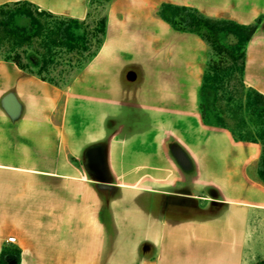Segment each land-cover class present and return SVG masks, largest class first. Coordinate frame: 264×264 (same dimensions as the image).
Returning a JSON list of instances; mask_svg holds the SVG:
<instances>
[{
	"label": "crops",
	"instance_id": "obj_1",
	"mask_svg": "<svg viewBox=\"0 0 264 264\" xmlns=\"http://www.w3.org/2000/svg\"><path fill=\"white\" fill-rule=\"evenodd\" d=\"M20 1L84 21L92 0L0 6ZM162 4L240 25L264 17V0H111L104 44L68 87L0 61V257L18 247L20 264H247L262 149L203 123L208 46L159 19ZM243 82L264 95V19Z\"/></svg>",
	"mask_w": 264,
	"mask_h": 264
},
{
	"label": "trees",
	"instance_id": "obj_2",
	"mask_svg": "<svg viewBox=\"0 0 264 264\" xmlns=\"http://www.w3.org/2000/svg\"><path fill=\"white\" fill-rule=\"evenodd\" d=\"M100 1L102 0L90 1L88 16L84 21L54 15L27 1L1 5L0 45L9 41L13 51L23 47L28 49L36 44L44 49L42 53L34 49L30 54L25 50L24 54H29L26 65L20 62L19 54L16 58H5L4 61L14 63L22 71L62 88L44 74L48 72L49 64L55 63L58 51L76 54L78 74L98 55L106 37L108 10L100 20H93L92 25L95 27L90 29V33L86 29L89 27L88 21L93 18V6ZM105 2L108 9L111 0ZM157 16L173 30L197 35L208 46V60L199 102L202 121L206 126L229 131L236 142L256 143L261 146L257 177L264 185V95L247 87L243 82L247 46L264 17H259L253 24L240 25L230 20L206 17L194 8L172 4H162ZM236 72L239 73L242 87L247 92H240L238 99H232L234 102L230 101V104L235 103L238 110L251 113L258 122L256 133L236 134L228 126L225 112L218 107L221 85L228 76ZM244 126L243 122L241 128ZM20 262L21 250L18 247H6L2 250L0 264ZM257 264H264V261Z\"/></svg>",
	"mask_w": 264,
	"mask_h": 264
},
{
	"label": "rangeland",
	"instance_id": "obj_3",
	"mask_svg": "<svg viewBox=\"0 0 264 264\" xmlns=\"http://www.w3.org/2000/svg\"><path fill=\"white\" fill-rule=\"evenodd\" d=\"M93 10V18L88 21L89 27L87 26L86 29L89 33L90 29L95 27L92 25L93 20H100L108 10L105 0L95 4ZM231 42L234 41L231 40ZM11 47L9 41H5L0 45V61H4L5 58H16L19 54L20 62L26 65L29 62L27 59L29 54L33 53L32 50L37 49L41 53L44 52V49L38 46V44L28 49L23 47L15 49L14 51ZM25 50H28L29 54L27 56L24 54ZM58 52L56 53L55 63L49 64V70L44 76L60 84L63 89L68 87L78 77L79 70L76 66L77 56L75 53H67L63 50ZM224 64L226 63L224 62ZM224 64H222V66H224ZM220 88V101L218 107L225 112L228 126L233 128L236 134L258 132V122L250 115L251 113L246 112L245 110H238L235 103L230 104L232 99H238L240 92H243L244 94L247 92L246 89L242 87L239 73L236 72L228 76ZM243 122L245 126L244 128H241ZM244 261L247 264H257L258 262L264 261V211H254L250 216L247 243L244 250Z\"/></svg>",
	"mask_w": 264,
	"mask_h": 264
},
{
	"label": "built area",
	"instance_id": "obj_4",
	"mask_svg": "<svg viewBox=\"0 0 264 264\" xmlns=\"http://www.w3.org/2000/svg\"><path fill=\"white\" fill-rule=\"evenodd\" d=\"M9 242H10V243H15V239H14V238H10V239H9Z\"/></svg>",
	"mask_w": 264,
	"mask_h": 264
}]
</instances>
